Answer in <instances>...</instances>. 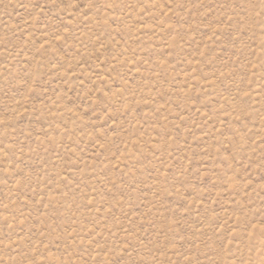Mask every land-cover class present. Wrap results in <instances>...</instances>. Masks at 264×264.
Instances as JSON below:
<instances>
[{
    "label": "rangeland",
    "instance_id": "1",
    "mask_svg": "<svg viewBox=\"0 0 264 264\" xmlns=\"http://www.w3.org/2000/svg\"><path fill=\"white\" fill-rule=\"evenodd\" d=\"M0 264H264V0H0Z\"/></svg>",
    "mask_w": 264,
    "mask_h": 264
}]
</instances>
